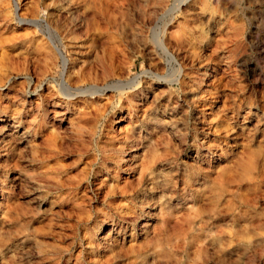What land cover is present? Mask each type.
Listing matches in <instances>:
<instances>
[{
	"label": "rangeland",
	"instance_id": "obj_1",
	"mask_svg": "<svg viewBox=\"0 0 264 264\" xmlns=\"http://www.w3.org/2000/svg\"><path fill=\"white\" fill-rule=\"evenodd\" d=\"M174 1L0 0V264H264V0Z\"/></svg>",
	"mask_w": 264,
	"mask_h": 264
},
{
	"label": "bare ground",
	"instance_id": "obj_2",
	"mask_svg": "<svg viewBox=\"0 0 264 264\" xmlns=\"http://www.w3.org/2000/svg\"><path fill=\"white\" fill-rule=\"evenodd\" d=\"M187 1L188 0H175L174 3L172 4V6L165 12V14H164L163 17L165 18V17H167L169 15V13H172L174 11H177V10L181 9L182 5H184L185 2H187ZM157 37L158 38H156V42L158 43V45L160 46V48H162V50L164 51V53L169 56L170 61H173L174 62L175 57L170 53L168 47L165 45V43L163 41V38L160 37L158 34H157ZM60 54H62V53H60ZM62 58H63V60L65 62L66 61V58L65 57H62ZM131 84H132V82H130L128 84H125V83H121L120 82L119 84L114 85L112 87L124 89V88H127V87H131ZM63 88L64 89H72L70 87H67L66 85H63ZM80 93H86V92L85 91L84 92L80 91Z\"/></svg>",
	"mask_w": 264,
	"mask_h": 264
}]
</instances>
